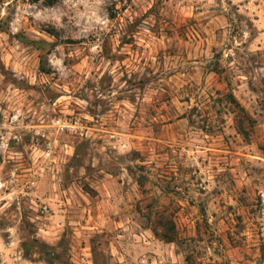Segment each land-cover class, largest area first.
I'll return each instance as SVG.
<instances>
[{
	"label": "rangeland",
	"instance_id": "1",
	"mask_svg": "<svg viewBox=\"0 0 264 264\" xmlns=\"http://www.w3.org/2000/svg\"><path fill=\"white\" fill-rule=\"evenodd\" d=\"M47 1L0 0V264H264V0Z\"/></svg>",
	"mask_w": 264,
	"mask_h": 264
},
{
	"label": "built area",
	"instance_id": "2",
	"mask_svg": "<svg viewBox=\"0 0 264 264\" xmlns=\"http://www.w3.org/2000/svg\"><path fill=\"white\" fill-rule=\"evenodd\" d=\"M51 127L58 133H70L82 135L83 126L77 117H53L50 119Z\"/></svg>",
	"mask_w": 264,
	"mask_h": 264
},
{
	"label": "trees",
	"instance_id": "3",
	"mask_svg": "<svg viewBox=\"0 0 264 264\" xmlns=\"http://www.w3.org/2000/svg\"><path fill=\"white\" fill-rule=\"evenodd\" d=\"M54 2H55V0H48L46 2V4L51 5V4H54ZM239 108L241 111L243 110V109H241V107H239ZM154 233L156 234V236H159V237H161V239L166 240V241H172L174 238L173 236L167 235L168 233L167 234H160L156 230H154Z\"/></svg>",
	"mask_w": 264,
	"mask_h": 264
}]
</instances>
